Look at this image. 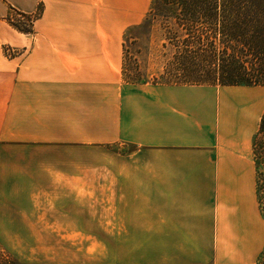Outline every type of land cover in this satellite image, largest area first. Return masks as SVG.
<instances>
[{
  "label": "crops",
  "instance_id": "crops-1",
  "mask_svg": "<svg viewBox=\"0 0 264 264\" xmlns=\"http://www.w3.org/2000/svg\"><path fill=\"white\" fill-rule=\"evenodd\" d=\"M149 2L0 0V168L19 165L31 173L0 170V198L15 184L32 189L43 180L32 174L38 171L33 149L107 144L113 154L108 178L123 179L125 198L146 201L138 208L140 230L176 231L170 239L178 247L184 246L176 242L178 232H184L187 248H206L188 258L192 264H260L264 218L252 140L264 88L125 83L124 31L140 21ZM10 6L41 8L32 34L6 22ZM6 44L22 53L6 57ZM70 161L81 165L83 159ZM3 214L0 207L2 222ZM9 224L13 229L20 219Z\"/></svg>",
  "mask_w": 264,
  "mask_h": 264
},
{
  "label": "rangeland",
  "instance_id": "rangeland-1",
  "mask_svg": "<svg viewBox=\"0 0 264 264\" xmlns=\"http://www.w3.org/2000/svg\"><path fill=\"white\" fill-rule=\"evenodd\" d=\"M40 15V7L22 12L10 6L5 20L12 28L32 34ZM140 17L138 23L124 31L125 83L182 84L185 80L181 78V68L172 63L177 52L175 42L168 39L167 32L174 21L164 20L152 0ZM186 37L184 34L181 39ZM3 50L8 58L22 53L21 48L7 44ZM49 147L33 149L30 156L38 161V171L33 170L32 174L44 175L43 180H38L39 184L32 189L15 184L0 198L4 210L3 222L0 215V264H192L187 262L188 258L202 253L200 249L206 254V248L201 246L187 248L184 232H178L176 242L184 245L178 247L170 239L173 234L177 236L176 231L139 229L142 224L137 219L138 208L146 201L125 198L123 179L118 175L108 178L107 159L113 161V154H108L110 146L98 144L88 150L65 149L60 144ZM113 151L117 153L112 148ZM78 157L84 163L74 165L70 159ZM9 160L14 164V157ZM0 170L1 174H31L19 165ZM34 207L45 209L46 214H25V208ZM18 218L20 225L12 229L9 221L16 224ZM44 226L49 229H43Z\"/></svg>",
  "mask_w": 264,
  "mask_h": 264
},
{
  "label": "trees",
  "instance_id": "trees-1",
  "mask_svg": "<svg viewBox=\"0 0 264 264\" xmlns=\"http://www.w3.org/2000/svg\"><path fill=\"white\" fill-rule=\"evenodd\" d=\"M152 4L164 20L174 21L167 32L175 42L172 63L181 68L182 84L264 85V0H152ZM184 34L187 37L181 39ZM252 152L264 218V112ZM263 256L264 247L260 264Z\"/></svg>",
  "mask_w": 264,
  "mask_h": 264
}]
</instances>
